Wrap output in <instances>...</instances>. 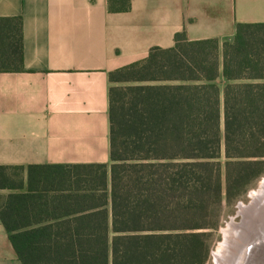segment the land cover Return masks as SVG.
<instances>
[{
  "label": "trees",
  "instance_id": "16d2710c",
  "mask_svg": "<svg viewBox=\"0 0 264 264\" xmlns=\"http://www.w3.org/2000/svg\"><path fill=\"white\" fill-rule=\"evenodd\" d=\"M129 3L109 0V9L127 11ZM0 22H9L0 73L21 71V20ZM263 29L238 24L223 44L189 41L183 31L172 48H153L112 72L111 164L70 168L76 214L22 215L45 202L0 198V221L21 263L208 264L219 210L264 175ZM23 170L0 166V190L21 189Z\"/></svg>",
  "mask_w": 264,
  "mask_h": 264
},
{
  "label": "crops",
  "instance_id": "0c3cea01",
  "mask_svg": "<svg viewBox=\"0 0 264 264\" xmlns=\"http://www.w3.org/2000/svg\"><path fill=\"white\" fill-rule=\"evenodd\" d=\"M129 2L113 12L109 0H0V19L21 20L23 46L22 70L0 73V166L24 168L22 188L0 198L45 202L20 214L73 216L70 168L111 164L112 72L172 48L183 31L189 41L223 44L238 24H264V0ZM8 45L9 22H0L1 51ZM0 264H22L1 221Z\"/></svg>",
  "mask_w": 264,
  "mask_h": 264
},
{
  "label": "bare ground",
  "instance_id": "6f19581e",
  "mask_svg": "<svg viewBox=\"0 0 264 264\" xmlns=\"http://www.w3.org/2000/svg\"><path fill=\"white\" fill-rule=\"evenodd\" d=\"M251 198L248 206L240 207L243 222H232L223 230L224 242L215 254V264H237L238 251L246 236L257 225H264V180L260 188L252 192Z\"/></svg>",
  "mask_w": 264,
  "mask_h": 264
},
{
  "label": "rangeland",
  "instance_id": "374dc122",
  "mask_svg": "<svg viewBox=\"0 0 264 264\" xmlns=\"http://www.w3.org/2000/svg\"><path fill=\"white\" fill-rule=\"evenodd\" d=\"M256 32V31H255ZM264 33V29L262 30ZM261 34V32H258ZM142 84H150L149 82H144ZM264 180V175L248 190V192L245 194V196L237 201L234 205H228L225 204L221 210H219V220H220V225L218 230L212 234L211 236V252H210V259L208 264H215V254L217 253L219 247H221V244L224 242V233L223 230H225L229 224L232 222L235 223H242L243 222V217L240 215V207L242 205L248 206L251 201V194L252 192L257 191L261 183Z\"/></svg>",
  "mask_w": 264,
  "mask_h": 264
},
{
  "label": "water",
  "instance_id": "95a60500",
  "mask_svg": "<svg viewBox=\"0 0 264 264\" xmlns=\"http://www.w3.org/2000/svg\"><path fill=\"white\" fill-rule=\"evenodd\" d=\"M237 264H264V225L246 236L238 251Z\"/></svg>",
  "mask_w": 264,
  "mask_h": 264
}]
</instances>
